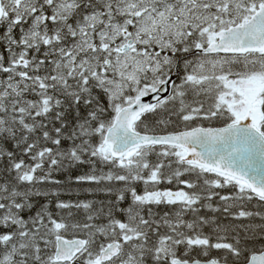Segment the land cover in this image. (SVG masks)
<instances>
[{"label":"snow or ice","instance_id":"1","mask_svg":"<svg viewBox=\"0 0 264 264\" xmlns=\"http://www.w3.org/2000/svg\"><path fill=\"white\" fill-rule=\"evenodd\" d=\"M0 264H264V0H0Z\"/></svg>","mask_w":264,"mask_h":264}]
</instances>
